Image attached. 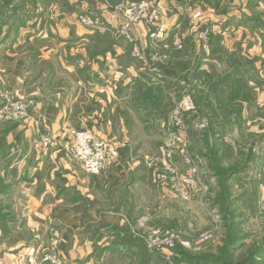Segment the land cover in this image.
Returning a JSON list of instances; mask_svg holds the SVG:
<instances>
[{"label":"crops","instance_id":"1","mask_svg":"<svg viewBox=\"0 0 264 264\" xmlns=\"http://www.w3.org/2000/svg\"><path fill=\"white\" fill-rule=\"evenodd\" d=\"M141 1L0 3L1 106L5 93L29 105L27 119L11 132L17 145L14 160L4 166L11 187L6 195L0 193V264H17L19 254L50 248L54 242L64 264H164L139 239L144 238L140 226L149 218L147 203L154 188L144 167L132 161L137 146L119 142L115 132L118 127L123 138L132 139V127L142 137V120L149 123L167 114L173 95L163 101L165 111L149 113L142 107L148 99H141L147 89H183L184 74L202 73L205 80L196 88H208L207 99H191L203 116L236 123L240 139L255 123L264 132V0H196L190 13L186 0H152L168 34L164 41H152L144 23L134 25L137 58L133 45L116 34L125 19L113 8ZM38 9L56 15L39 21ZM88 12L103 17L107 28L94 31L81 25L79 16ZM177 36L181 50L174 44ZM185 63L187 70L181 68ZM71 129L90 130L127 146L108 173L90 176L72 159ZM45 136L53 139L47 155L41 150ZM20 197L27 202L25 216L6 215L3 202ZM158 198L161 194L151 200ZM137 217L135 231L131 224ZM100 222L106 228L98 227Z\"/></svg>","mask_w":264,"mask_h":264},{"label":"rangeland","instance_id":"2","mask_svg":"<svg viewBox=\"0 0 264 264\" xmlns=\"http://www.w3.org/2000/svg\"><path fill=\"white\" fill-rule=\"evenodd\" d=\"M3 1L0 0V3ZM186 1V11L190 13L196 0ZM152 2L157 5L155 1ZM2 5L0 4V10ZM157 7L159 9L158 5ZM48 13H44L42 19ZM159 14L158 11V17ZM198 15L193 17L194 22ZM158 17L156 23L163 27L158 22ZM177 39L181 40L180 36H177L175 41ZM181 49L183 44L178 50ZM154 64L155 62L146 67H152ZM195 64L198 65L199 60ZM188 65L185 63L181 68L187 70ZM203 75L201 73L195 74L196 77H189L184 74L180 78L183 89L167 90L173 95L174 104L168 106V112L162 119L154 118V121H149L147 118L149 123L141 121L145 124L140 126L143 138L137 128L131 127L133 140L123 138L118 127L115 130L118 132L119 142L132 141L133 145L137 146L132 161L144 167L145 179L149 180L155 192L148 198V220L140 226L138 217L134 218L131 227H134L135 231L139 226L144 229V238L139 239L144 241L146 248L156 237L165 243H172L173 247H164L162 252L157 254L151 253L147 248L149 254L156 255L164 264L201 263L198 259L208 262L207 264H247L246 260L251 257V253L255 252L256 255L257 251L262 254L253 255L254 261L256 264H264V132L259 131V126L255 123L253 127H249L250 132L246 133V137L240 139L236 137L237 125L234 122L229 124L215 119L209 121L207 118L208 126H199L206 117L199 108L196 109L195 101L192 102L191 97L203 101L207 99L205 96L208 88L197 91L199 82L205 80ZM1 103L2 101L0 106ZM176 107L185 111L184 126L179 134L170 137L175 122H172L173 111ZM25 119L27 117L23 120ZM23 120H7L0 115V193L4 195L11 187L7 182L4 166L14 160L12 153L17 150L11 132ZM51 140L53 144V139ZM68 140L72 159L80 164L88 175L84 165L75 157L73 138L69 136ZM115 142L117 141H111ZM172 155L175 157L169 159ZM134 192L137 195H146L144 190ZM20 193L22 192H18L19 196ZM159 194L161 199L151 200ZM3 203L2 209L6 215L25 216L27 202L23 197L19 200L10 198ZM16 219L18 218L14 217V220ZM101 223L103 222H100L98 227L106 228V225ZM234 226H238V230L234 229ZM236 245L237 248L234 247ZM45 248L44 246L40 251Z\"/></svg>","mask_w":264,"mask_h":264},{"label":"built area","instance_id":"3","mask_svg":"<svg viewBox=\"0 0 264 264\" xmlns=\"http://www.w3.org/2000/svg\"><path fill=\"white\" fill-rule=\"evenodd\" d=\"M189 1V0H188ZM114 11L121 14L125 23L117 30L116 34L125 37V39L133 45V54L135 57H140L139 48L135 43L133 36L131 35V28L139 23H145L149 29L150 39L152 41H164L167 36V31L164 27L157 25L158 17V7L152 1H142L136 4L129 5H118L115 6ZM45 12L42 9H38L37 15L39 21L49 20L53 18V15H46L42 19V15ZM78 22L84 27L91 30H101L106 29V22L100 15L95 13H87L79 16ZM210 31L206 30L204 32V37L206 40L209 39ZM175 46L177 49L181 48L182 41L177 39L175 41ZM5 101V106L0 109L3 117L7 120H23L28 117L29 106L25 103L13 99L9 93H5L3 96ZM0 114V115H1ZM4 114V115H3ZM185 111L181 107H176L173 111V126L171 128L170 137H175L183 129ZM207 118H204L201 124L202 128H206ZM68 135L73 138V149L75 152L76 159L81 162L88 175L90 176H100L105 172H108L115 161L119 159L120 149L125 148L126 144H113L109 141L103 140L96 137L89 130L75 131L69 130ZM52 145V140L49 137H43L41 141V150L44 155H47L50 151ZM172 155L170 158H174ZM172 160V159H171ZM173 247L172 243L161 241L156 237L154 242L147 245L148 250L151 253L157 254L162 252L164 247ZM169 260V258H167ZM17 264H64L63 259L58 251L57 242H54L50 248L43 250H38L37 253L34 251L29 254H19L16 258Z\"/></svg>","mask_w":264,"mask_h":264},{"label":"trees","instance_id":"4","mask_svg":"<svg viewBox=\"0 0 264 264\" xmlns=\"http://www.w3.org/2000/svg\"><path fill=\"white\" fill-rule=\"evenodd\" d=\"M169 95V92L167 91V89L163 90V89H154V88H149L146 90V92L141 96V99L143 98H147L149 102H145L146 104H143L142 107L146 110H148L149 113L152 112L153 109H156L159 110V111H165V107L163 109L162 107V104H163V101L168 97ZM157 96V100L156 101H151L153 100L155 97ZM197 109V108H196ZM235 225V224H234ZM236 226V225H235ZM234 226V229L238 230V226L237 228H235ZM237 238V237H236ZM235 248H237V245L234 246ZM262 252L261 251H257L256 255H261ZM253 255H255V252H252L251 253V257H249V259L246 260V263L247 264H256V262L254 261L255 258H253ZM255 255V256H256ZM197 261H201V263H197V264H207L208 262H205L203 260H200L198 259ZM203 261V262H202Z\"/></svg>","mask_w":264,"mask_h":264}]
</instances>
